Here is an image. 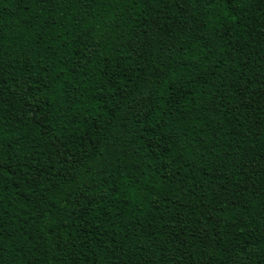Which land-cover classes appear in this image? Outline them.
<instances>
[{
  "label": "trees",
  "instance_id": "1",
  "mask_svg": "<svg viewBox=\"0 0 264 264\" xmlns=\"http://www.w3.org/2000/svg\"><path fill=\"white\" fill-rule=\"evenodd\" d=\"M0 264H264V0H0Z\"/></svg>",
  "mask_w": 264,
  "mask_h": 264
},
{
  "label": "snow or ice",
  "instance_id": "2",
  "mask_svg": "<svg viewBox=\"0 0 264 264\" xmlns=\"http://www.w3.org/2000/svg\"><path fill=\"white\" fill-rule=\"evenodd\" d=\"M213 2H215V0H213ZM220 2L225 5L229 3H233V2L240 3V4H246V3H251L252 0H220ZM233 19H235V17H233Z\"/></svg>",
  "mask_w": 264,
  "mask_h": 264
}]
</instances>
